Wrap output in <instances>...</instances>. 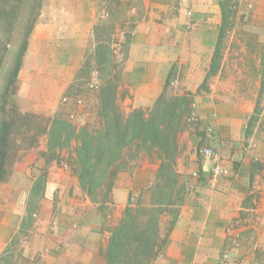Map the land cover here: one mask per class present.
Wrapping results in <instances>:
<instances>
[{"label": "crops", "instance_id": "0c3cea01", "mask_svg": "<svg viewBox=\"0 0 264 264\" xmlns=\"http://www.w3.org/2000/svg\"><path fill=\"white\" fill-rule=\"evenodd\" d=\"M132 10L139 17L129 39L126 100L132 108L150 106L167 76L177 73L175 87L191 95L198 117L177 135L175 172L182 193L161 205L162 246L154 264H264V0H138ZM93 11L81 4L82 28L93 24ZM59 16L56 6L46 10L41 23L47 25L36 31H51ZM205 146L212 147L213 158L201 156ZM156 161L118 175L107 215L69 168L50 171L45 200L20 244L29 264H106L103 251L125 208L137 200L153 202ZM215 163L230 175L213 183ZM194 170L200 177L191 175ZM43 171L17 169L9 179V196L0 205V257L29 214L31 191Z\"/></svg>", "mask_w": 264, "mask_h": 264}, {"label": "rangeland", "instance_id": "374dc122", "mask_svg": "<svg viewBox=\"0 0 264 264\" xmlns=\"http://www.w3.org/2000/svg\"><path fill=\"white\" fill-rule=\"evenodd\" d=\"M8 1L0 0V61L2 62L0 99L11 71L16 65V53L20 43L30 30L27 50L23 55L18 74L17 92L10 96V101L23 112L40 116L34 118L35 132L38 131L39 126L44 128L47 125L46 119L53 117H62L77 129L82 126L101 128L104 91L115 92L116 103L125 114L135 108L148 110L154 105L161 93L147 107L132 108L135 104L129 99L126 100L128 98L126 96L130 95L127 91L128 77L125 73L129 58V39L139 17L138 11L132 9L138 5V0H42L40 8H38V0H10L11 4L5 5ZM81 4L90 6L94 10L93 24L90 27H81ZM236 5V2L231 3L233 10ZM55 6L60 15L57 27L48 30L47 33L45 29L36 31L37 28L46 27L47 24L41 23L43 13ZM37 11L39 13L36 16ZM35 16L36 21L30 28ZM176 78H178L177 73L167 76L169 79L167 89L168 94L179 101L176 109L178 114H182L184 128L185 125L196 123L198 117L191 105V95L180 94L175 87ZM64 98L68 100L64 101ZM16 99L18 102H15ZM19 101L25 106L32 105L34 109L24 111ZM261 109L263 111L264 104ZM206 132L213 135L209 129ZM17 146L12 150L7 163L9 176L5 181L0 182V205H3L9 196L8 181L17 169L29 168L30 172H35L44 168L35 181L44 177V182L38 191L35 193L31 191L27 207L29 214L8 245L7 252L0 257V264H29V259L24 256L20 244L28 235L31 225L38 217L37 211L41 202L45 200L50 171L65 166L76 175L72 165L67 162L71 146L50 148L48 133L40 134L35 144L20 137ZM138 158L140 161L138 165L136 164L137 167L143 162L156 160L152 154L145 153L143 156L133 158L129 162V167L123 171L136 168L131 166ZM159 181L167 182L165 178H160ZM72 182L73 180L69 178L68 185ZM56 195L55 192L54 196ZM174 197L176 200V190ZM95 202L101 203L100 211L105 215L112 212V207L106 202ZM137 204H139L138 200ZM159 209L162 213L164 208L159 207Z\"/></svg>", "mask_w": 264, "mask_h": 264}, {"label": "trees", "instance_id": "16d2710c", "mask_svg": "<svg viewBox=\"0 0 264 264\" xmlns=\"http://www.w3.org/2000/svg\"><path fill=\"white\" fill-rule=\"evenodd\" d=\"M41 1L38 0V8ZM9 4L10 0L5 5ZM38 13L39 11L36 16ZM36 16L30 28L34 25ZM29 33L30 30L20 43L16 53V65L0 99V182L9 176L7 163L12 150L18 147L17 141L20 137L35 144L40 134L48 133L50 148L71 146L67 162L72 165L81 188L93 201H110L118 174L129 167L133 158L145 153L152 154L154 159L160 161L157 181L165 178L167 182L159 181L155 184L150 206L139 202L125 208L119 222L110 231L103 255L106 264H154L162 246L159 207L174 201V190L176 199H180L182 193V189L177 188L178 177L175 172L178 156L177 135L183 129L182 114H178L176 109L178 99L168 94L169 79L154 105L148 110L135 108L125 114L116 103L115 92L104 91L101 128L82 126L77 129L66 119L53 117L46 119L47 125L44 128L39 126L35 132L34 118L40 116L23 112L10 101V96L17 92L18 74L27 50ZM219 52L220 41L215 50L211 72L216 69ZM262 67L264 73V46ZM139 161L138 158L131 168L137 167ZM43 182L44 177H40L35 182L32 193L38 191Z\"/></svg>", "mask_w": 264, "mask_h": 264}, {"label": "built area", "instance_id": "2783aa9c", "mask_svg": "<svg viewBox=\"0 0 264 264\" xmlns=\"http://www.w3.org/2000/svg\"><path fill=\"white\" fill-rule=\"evenodd\" d=\"M68 100L67 98H64V101ZM210 130V129H209ZM212 132V130H211ZM199 153L204 156L205 158H213L215 156L214 150L212 147H202L199 149ZM191 175L193 177H200V171L194 170L192 171ZM230 175V169L221 165L220 163H215L212 167V175L211 180L213 183H216L221 177H226Z\"/></svg>", "mask_w": 264, "mask_h": 264}]
</instances>
